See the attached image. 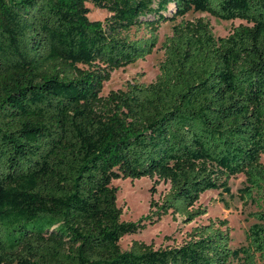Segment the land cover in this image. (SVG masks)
<instances>
[{
    "label": "trees",
    "instance_id": "1",
    "mask_svg": "<svg viewBox=\"0 0 264 264\" xmlns=\"http://www.w3.org/2000/svg\"><path fill=\"white\" fill-rule=\"evenodd\" d=\"M189 13L246 25L216 39ZM166 22L155 81L101 96ZM262 155L264 0H0V264H264ZM237 175L239 200L256 208L244 245L209 220L180 243L121 249L163 218L205 216L200 197H232ZM142 178L149 213L122 221L111 183Z\"/></svg>",
    "mask_w": 264,
    "mask_h": 264
},
{
    "label": "rangeland",
    "instance_id": "2",
    "mask_svg": "<svg viewBox=\"0 0 264 264\" xmlns=\"http://www.w3.org/2000/svg\"><path fill=\"white\" fill-rule=\"evenodd\" d=\"M90 20H103L106 12L100 9H93L89 6ZM204 19L212 29L214 38L218 39L227 36L233 27L246 25L244 21H222L211 17L205 13H189L184 19L195 20ZM178 19L175 23L179 22ZM175 23L166 22L161 25L158 30V44L153 52L143 61H138L133 65L123 69L114 71L110 80L103 85L101 96H106L110 91L124 90L126 85L133 80L141 83L149 84L154 82L158 75V65L163 58L161 45L166 36L171 34V29ZM260 162L264 164V155L261 156ZM245 178L243 175H237L229 181L232 197L229 195H220L216 191L203 194L200 197L198 205L206 207L207 214L189 225H183L180 218L172 220L170 217L163 218L155 226L148 229L124 237L120 241V247L123 251L128 250L132 241H141L146 244H152L155 248L160 246L171 245L174 241L180 243L184 237V233L189 231L196 225L206 224L209 220H226L230 227L231 247L238 248L245 244V234L248 228L254 224V220L250 218V214L256 210L254 206L242 205L238 198V190L244 186ZM111 185L118 189L117 206L122 208V221L137 222L149 213V202L151 199L150 189L153 181L149 178L131 181L116 180ZM167 185L160 183L156 186V194L153 196L157 200L159 195L164 193ZM164 237H171V241H165Z\"/></svg>",
    "mask_w": 264,
    "mask_h": 264
}]
</instances>
